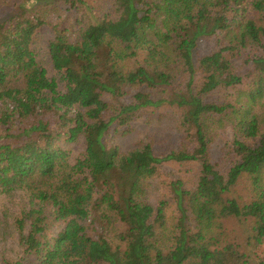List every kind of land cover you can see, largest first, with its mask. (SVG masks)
<instances>
[{
	"label": "trees",
	"instance_id": "trees-1",
	"mask_svg": "<svg viewBox=\"0 0 264 264\" xmlns=\"http://www.w3.org/2000/svg\"><path fill=\"white\" fill-rule=\"evenodd\" d=\"M45 26L59 80L36 61ZM217 91L228 98L209 101ZM0 103V194L38 202L16 222L37 264H264V0L22 1L0 19ZM165 108L178 133L169 151L113 143ZM226 123L235 138L222 172L212 149ZM79 136L71 164L59 142ZM170 163L197 165L196 181L172 180L154 207L145 187ZM243 179L248 200L233 194ZM48 208L67 221L53 238ZM230 220L242 240H229Z\"/></svg>",
	"mask_w": 264,
	"mask_h": 264
},
{
	"label": "rangeland",
	"instance_id": "rangeland-1",
	"mask_svg": "<svg viewBox=\"0 0 264 264\" xmlns=\"http://www.w3.org/2000/svg\"><path fill=\"white\" fill-rule=\"evenodd\" d=\"M27 0H0V19H4L10 15L15 8V5ZM63 10V8L61 9ZM62 12L57 15L59 17ZM94 17V16H91ZM90 18V16H89ZM91 19V18H90ZM81 26L75 28L78 29ZM74 32V28H73ZM54 38L53 30L50 27H42L33 45L36 52V61L48 71L49 78H58V74L53 70L52 62L48 51L49 42ZM212 42H204L201 44L199 54L208 55L214 50ZM132 64L130 66L132 67ZM63 85L61 84V88ZM217 91L208 96L209 101L219 102L226 99L228 93ZM230 93H233L230 92ZM229 93V94H230ZM229 96V95H228ZM227 96V98H228ZM1 106V103H0ZM147 116L133 123L132 129L127 133H117L114 135L113 143L120 149L121 152H129L133 150L140 142L151 139L157 149L162 152L169 151L177 142L178 133L176 131V114L169 108L160 109L155 114ZM53 127L58 128V120L52 119ZM235 138V132L231 124L226 125L216 131V138L213 144V164L218 170L224 172L229 168L230 156L228 155L229 146ZM60 147L69 154V161L74 164L77 159L81 158L85 151V140L79 136L75 141H68L63 137L59 142ZM197 165H182L178 166L173 163L166 164L160 171L158 177L148 181L145 187V199L154 207L157 206L159 200L163 196L169 195V184L176 178L191 179L190 186L196 181ZM261 186L264 188V175L262 177ZM234 197H241L248 200L252 197V191L249 181L243 179L233 189ZM32 202L31 192L29 190H16L10 194H0V264L6 261L18 262L23 264H37L35 255L27 256L25 247L21 243L20 232L17 228V220L22 219L32 207L38 204L37 201ZM50 227L47 235L50 238L56 237L61 233L67 221H54V216L48 208ZM172 210L168 213L172 215ZM31 222L27 220L25 223L24 234H28ZM240 224L235 220H230L225 223V229L229 236V240H242ZM255 260L258 262L264 258L263 251H257L254 254Z\"/></svg>",
	"mask_w": 264,
	"mask_h": 264
}]
</instances>
